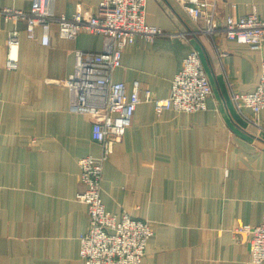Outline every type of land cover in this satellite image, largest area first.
Masks as SVG:
<instances>
[{"label": "crops", "instance_id": "0c3cea01", "mask_svg": "<svg viewBox=\"0 0 264 264\" xmlns=\"http://www.w3.org/2000/svg\"><path fill=\"white\" fill-rule=\"evenodd\" d=\"M102 0H55L57 14L96 12ZM33 0H0L29 10ZM256 12L264 0H217L224 22ZM146 22L184 37L138 38L114 72L128 94L138 83L157 98L171 93L183 59L197 51L213 93L206 110L187 113L141 102L132 125L105 164L102 198L113 214L148 220L154 231L142 264H254L248 234L264 216V109L255 115L233 92L254 91L264 47L202 32L176 0H146ZM20 31L19 66L6 67L8 38ZM26 21L0 18V264H85L81 236L88 205L77 198L79 158L99 155L88 114L72 110L67 80L77 50L101 52L104 37L62 38L54 24L49 45L29 39ZM189 32H197L190 34ZM40 35V31L38 32Z\"/></svg>", "mask_w": 264, "mask_h": 264}, {"label": "built area", "instance_id": "2783aa9c", "mask_svg": "<svg viewBox=\"0 0 264 264\" xmlns=\"http://www.w3.org/2000/svg\"><path fill=\"white\" fill-rule=\"evenodd\" d=\"M176 1L192 18L205 20L202 32L212 37L223 34L257 49L264 47V19L256 12L238 18L229 16L220 22L217 0ZM145 11L146 0H102L96 12L83 10L71 16L57 14L55 0H33L29 10L0 6V18L16 25L25 20L27 37H39L44 45L51 42L54 24L58 25L62 38L76 40L82 32L104 37L101 52L77 50L75 70L67 80L73 93L72 110L91 117L92 138L101 145L99 155L88 154L78 161L81 175L77 198L88 205L89 213L88 228L81 236L80 252L85 264H142L154 234L148 220L127 212L113 214L106 209L102 198L105 164L114 152L115 144L132 125L137 106L143 101H151L158 115L166 109L194 113L208 108V98L213 93L197 51L190 52L183 59L182 67L172 81L171 93L166 98H157L149 90L143 91L138 83L128 94L124 82L114 81L113 75L121 65L123 52L138 38L153 41L160 36L185 35L148 24ZM20 45V31L15 27L8 38L6 67L10 70L19 66ZM233 98L237 104L243 103L251 108L255 115L254 124L263 129L258 115L264 109V63L256 89L235 91ZM236 231L248 234L251 263L264 264V216L260 224L242 225Z\"/></svg>", "mask_w": 264, "mask_h": 264}]
</instances>
